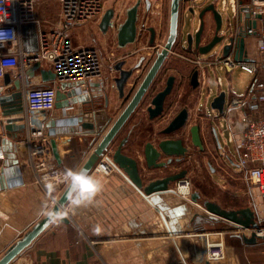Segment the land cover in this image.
Returning <instances> with one entry per match:
<instances>
[{"label": "crops", "instance_id": "1", "mask_svg": "<svg viewBox=\"0 0 264 264\" xmlns=\"http://www.w3.org/2000/svg\"><path fill=\"white\" fill-rule=\"evenodd\" d=\"M148 1L151 3L149 11L147 10ZM221 2L222 0H184L182 2L180 29L183 37L178 40L169 59L165 62V69L158 76L159 84L156 93L165 87L170 76L176 78L174 90L166 100V114L162 118L151 121L146 108L140 107L116 140L117 146L123 138L128 137L129 142L124 152L139 159L143 165L145 144L162 138L155 134V130L160 131L181 110L187 109L190 114L189 126L186 133L181 132L189 147L186 159L168 170L147 175L145 180L148 182L165 176L168 174L166 172L170 174L184 169L188 170V177L196 171L199 175V184L195 185L193 191L200 194L201 200L194 203L192 200L184 199L175 193L173 189L175 184L172 185L173 191L154 195L148 199L122 172L115 169L112 174L103 175L94 171L96 164L89 174L102 184V189L95 199L91 203L70 211L66 216L70 223H51L11 264H164L169 257L174 258L172 261L177 257V263L200 264L204 256L203 234L210 233V227L215 228L213 229L215 231L211 232H215L218 238L222 236L225 241L226 264H264L263 239H258V242L253 245L246 244L238 237V230L219 217L209 215L201 206L202 201L208 199L226 209L254 208L262 220L261 225L264 229V195L258 194L256 189L246 181L244 173L239 170V147L235 142L230 141L234 115L226 111L224 117L218 120V111L211 108L212 100L222 91L228 94L227 104L233 96L255 98L249 92L250 87L238 94L232 92L231 83L229 87H226L225 77L222 75L224 73L226 78H229L233 72L208 65L199 68L193 62L196 57L211 60L216 57L221 58V55L214 53L203 57L195 51L188 50L187 45V34L194 35L197 32L200 27L198 14L209 4L215 5L223 15L224 21L239 27L233 12L223 11ZM39 6L42 11V3ZM114 6H117L115 1L113 5L108 6V9ZM156 6L159 8L156 9ZM192 8H194L193 13L190 12ZM170 10L171 0H156V3L152 0H142L139 10L138 41L126 48H119L116 38V43L112 44L115 45L119 54L113 55L119 57L120 61L129 60V67L139 63L142 56L151 59L153 53H157L165 44ZM116 11H118L117 17L123 14L121 20L125 19L124 13ZM229 11L232 16L226 19L224 13L227 14ZM204 18L206 25L204 43H206L212 36L214 23L210 14ZM151 27L157 31L156 42L152 47L149 45L151 38L149 28ZM87 31L89 28L86 25L75 28L73 30L76 36L75 42L80 45L96 46L104 55H109L107 50L109 48L101 42L98 43V40L85 38L84 43L83 39H80V36ZM246 44L250 58L257 56L256 38L248 36ZM37 47L38 44L32 50ZM196 68L200 70V87L197 89L191 84L192 74ZM114 76L117 74L112 75V78L109 76V79L105 81L104 91H108L110 98L108 107H105L104 98L95 97L94 104L89 110L92 112L87 115L90 122L96 121L93 118L95 114L98 122L108 120L102 135L108 131L128 101L120 99L116 89L111 87L110 82ZM143 78L144 76L140 81ZM218 78L222 79L221 86ZM260 78L264 79V73ZM34 80L39 81V76L34 77ZM129 84L128 86L131 87V83ZM75 107V112L85 108L80 104ZM51 117L57 122L60 121L61 111H52ZM226 122L227 131L225 130ZM194 124L201 128L203 149L194 146L191 142L189 129ZM214 126L217 127L218 139L213 131ZM77 127L66 124L56 126L58 133L54 138L58 144L62 165H58L56 160L54 165L63 171L67 168L79 171L102 137H97L95 133H88L89 131L80 133ZM63 129L67 132L61 133L60 130ZM48 131H50L49 128ZM221 135L225 142H221ZM179 136L174 134L169 137L178 138ZM107 155L111 156V153ZM26 157L25 150L22 148V151L18 152L21 178L17 180L19 170L14 172L12 167H8L9 187L0 190V259L46 217L45 207H51L53 198H60L67 187V185L56 187L55 191L50 193L44 188L45 186L37 182L36 172L27 167ZM1 168L0 163V171ZM142 168L143 175L145 166L143 165ZM97 227L100 229L99 232L96 231ZM246 234L249 236V232Z\"/></svg>", "mask_w": 264, "mask_h": 264}, {"label": "built area", "instance_id": "2", "mask_svg": "<svg viewBox=\"0 0 264 264\" xmlns=\"http://www.w3.org/2000/svg\"><path fill=\"white\" fill-rule=\"evenodd\" d=\"M43 1L0 0V140L6 136L4 126L8 119H16L17 124H24L23 137L15 141L16 151L25 150L26 165L36 172L39 184L45 186L47 182H52L56 187H61L66 185L60 182L64 171L54 165L47 126L55 109L60 85L63 82L72 84L68 90H77L79 96L91 101L94 99L93 89L97 88L95 84L100 86L109 76L112 78L117 74L116 64L120 58L113 54L106 56L96 46L80 45L71 35L75 28L95 20L101 21L109 8V0H56L58 23L49 29L37 16V6ZM221 6L223 11L233 12L239 27L244 26L248 36L256 38L257 56L248 62L236 61L233 55L211 60L197 58L193 62L200 68L208 65L228 72L240 68L254 76L249 92L255 99L233 96L226 108L234 115L230 141L239 147V170L244 173L246 181L264 195V79L260 78L264 73V0H222ZM32 25L38 30V47L27 51L23 29ZM36 64L51 70L56 75L55 82L43 84L39 70L33 76H28ZM37 75L39 81L34 80ZM6 76L10 78L8 84L5 82ZM18 80L23 86L22 111L4 115L2 97L16 92L15 82ZM218 83L222 85L221 78H218ZM74 106L70 104L68 109ZM4 153L0 146L1 164L5 159ZM94 171L103 175L112 174L115 166L111 156L107 153L103 155ZM20 172L19 169L17 180L21 178ZM173 189L184 199L192 200L194 191L188 177L176 182ZM58 200V197H54L51 206L57 204ZM238 232L239 235L246 232H249V236L251 234V230ZM259 234H264V229ZM203 240L204 256L200 264L206 261L226 264V244L222 236L218 238L216 233L215 237L203 234Z\"/></svg>", "mask_w": 264, "mask_h": 264}, {"label": "water", "instance_id": "3", "mask_svg": "<svg viewBox=\"0 0 264 264\" xmlns=\"http://www.w3.org/2000/svg\"><path fill=\"white\" fill-rule=\"evenodd\" d=\"M183 1L184 0H171L170 22L165 44L163 48L157 52L152 66L135 89H133V87H129L128 85H130V81L136 77L135 71L140 68L144 57H142L140 64L132 67H127V61H120L116 64L117 76H114L110 82L111 87L116 89L120 99H128V101L120 115L116 118L104 135H102V132L104 131V128H106L108 120L106 119V121L98 122L96 114L94 115L95 117H93L96 121L90 122L87 118L89 117L87 115L92 112L89 110L92 108L94 103L85 100L82 96H79V92L77 90H68V88L72 87V84L66 82L61 83L60 89L57 92L55 109L56 111H61L62 118L58 122L51 119L47 125L50 129V131H48L50 136V146L54 159L58 165H62V159L54 136L58 133L56 126L66 124L69 126H78L77 131L80 133L83 131H89L88 133H95L96 136H102L98 146L80 169H87L89 174L103 155L111 153V159L115 169L126 175L129 181L148 199L154 195L165 194L173 191L172 185L187 177L188 171L184 169L170 174L169 172H166L168 174L165 176L149 180L148 182L145 180L147 175H154L157 171L168 170L175 164H180L188 155L189 147L186 145L183 134H181V132L186 133L185 131L189 126L190 114L187 109L181 110L158 134V137L162 138L155 141H149L145 144L143 149V165L145 166L143 175L142 162L124 152V148L128 144L129 138H123L116 146V140L119 135L125 129L131 117L141 107L146 94L156 81L161 68L169 59L171 52L178 43V40L183 37V32L180 29V13ZM141 3L142 0H138L134 6L125 12V19L117 31L119 48H126L127 46L136 43L139 39L138 22ZM149 7L150 2L148 1L147 8L149 9ZM190 12L193 13L194 8H192ZM209 14L211 15L214 23V30L211 38L204 43V38L206 36L204 17ZM115 15L116 11L113 8L106 10L103 15L99 23V28L104 34H107V32L115 25V19L117 17V15ZM198 15L200 19L199 29L194 35L191 33L187 34L188 50L195 51L198 55L203 57L217 53L222 57L233 55L236 61H252L247 50L246 38L248 35L245 33L244 26L236 27L233 23L224 21L223 15L217 10L214 4H209L208 6L202 8ZM29 27H25L23 29V33H25ZM149 32L151 33L149 45L154 46L157 31L155 28L151 27L149 28ZM27 51H30V49L27 48ZM36 70H39L43 84L48 85L55 82L56 75L51 70L42 67L41 64H36V66L28 72V76H33ZM199 79L200 70L195 69L191 78L193 88L197 89L200 87ZM5 82L6 84L10 82L9 76H6ZM175 82V77L170 76L166 81L165 87L153 96L151 104L146 108V112L151 121L162 118L166 114V100L172 94ZM101 86L105 87L106 83L102 82L100 86L99 84H95V87L97 88L93 89L92 94L94 98H104L105 107H108L110 101L109 93L108 91H104ZM22 87V82L18 80L15 82L16 92L2 97L4 115L17 114L22 111ZM12 100H14L13 103H11ZM227 101L228 94L226 91H222L215 96L211 102V108L218 111V120L224 117L227 111ZM70 104H80L86 109L83 108L78 110V112H75V106L72 109H68ZM70 115L72 117H69ZM17 123L18 120L10 118L4 126L6 136L1 139V146L5 152V159L2 162V168L0 171V190L9 187L7 182L9 170H6L7 167H13L14 172H18L17 170L20 169V160L18 158V152L16 151L15 141L23 137L25 126L24 124ZM213 131L218 139L216 126L213 127ZM60 132L65 133L67 130L64 131L63 129L60 130ZM174 134H179L180 136L178 138L169 137ZM189 134L192 144L203 149L200 126L197 124L191 126ZM256 191L258 194H261L258 190ZM67 195L68 192L66 187L57 204H66ZM200 200V194L193 193L192 201L194 203H198ZM201 206L209 215L219 217L222 221L228 223L234 229H238L240 231L251 230L250 236H247L246 234L238 235V237L246 244L253 245L258 242V239L264 240V234H259L263 231L261 225L262 220L259 218V214L254 208L246 207L240 209H226L218 203L208 199L203 200ZM60 222L70 223V220L67 217H64ZM50 225L51 223L47 217L37 223L22 240L6 252V254L0 259V264H11ZM173 259V257H169L164 264H182L177 263V257H175L174 261H172ZM205 264L210 263L206 261Z\"/></svg>", "mask_w": 264, "mask_h": 264}, {"label": "rangeland", "instance_id": "4", "mask_svg": "<svg viewBox=\"0 0 264 264\" xmlns=\"http://www.w3.org/2000/svg\"><path fill=\"white\" fill-rule=\"evenodd\" d=\"M114 1H115V4H117V6H114V9L119 10L120 12H122L124 14H125L126 10H128L129 8L134 6L137 2V0H109V3H107V6L113 5ZM152 2L156 3V0L155 1L152 0ZM39 4H41V3H39ZM39 4L37 6V16L41 20L43 26L46 27L47 29L54 27V25H56L58 23L57 12L59 11V7H58L57 1L56 0H45V1H43L42 2V6H43L42 11L40 10ZM231 14L232 13L230 11L227 14L224 13V17L227 19L228 16L229 17L232 16ZM122 17H123V14L121 16L119 15L115 19V25L107 32V34H104L100 30V28H99L100 20H95V21L90 22L89 24L86 25L89 28V31H87L86 34L81 35L80 39H83L82 40L83 42L85 41L84 40L85 38H88L90 40H98V43L101 42V44H103L105 47L109 48V49H107L109 54H111V55L115 54V56H118L119 53H118V51H116L115 45H113V44L116 43L118 28L121 26V24L124 21V19L121 20ZM188 27H190V23H188ZM28 30L29 31H26L25 33H23V41H24L25 49L27 50V48H29L31 51V48H33L37 45L38 30L36 29L35 25L30 26L28 28ZM71 35H72V38L75 39L76 36H74L73 31H72ZM102 40H104V41H102ZM112 47H113V49H112ZM101 50L103 51L102 48H101ZM222 76L225 77L224 82H225L226 87H229V85L231 83L232 92H234L236 94H238V92H240V91H246L251 86L253 78H254L253 75L242 71L240 68L235 69L233 71V73L230 74L229 78H226L224 73ZM111 116L112 115L110 113L109 117L111 118ZM225 127H226L225 130L227 131L228 130L227 122L225 123ZM97 137H100V136H97ZM221 142H225L222 135H221ZM188 178L191 180L193 188L195 187V185L199 184L198 183L199 175H198V173H196V171L194 173H192L191 175H189ZM209 229H210V231H209L210 233H208V234H211L215 237V232H211V231H215V230H213L215 228L210 227Z\"/></svg>", "mask_w": 264, "mask_h": 264}, {"label": "clouds", "instance_id": "5", "mask_svg": "<svg viewBox=\"0 0 264 264\" xmlns=\"http://www.w3.org/2000/svg\"><path fill=\"white\" fill-rule=\"evenodd\" d=\"M60 182L67 185L66 204H55L44 209V215L53 224L60 222L70 211L91 203L102 189L100 181L89 175L87 169L78 171L67 168L62 173ZM45 187L52 193L55 191L56 185L52 182H47ZM99 230V227H97L96 231L99 232Z\"/></svg>", "mask_w": 264, "mask_h": 264}, {"label": "flooded vegetation", "instance_id": "6", "mask_svg": "<svg viewBox=\"0 0 264 264\" xmlns=\"http://www.w3.org/2000/svg\"><path fill=\"white\" fill-rule=\"evenodd\" d=\"M151 9V3H150V7H149V9L147 8V10L149 11ZM135 44V43H134ZM152 47V46H151ZM160 51V50H159ZM158 52V51H157ZM156 55H157V53L155 52V53H153V56L151 57V59L149 58V57H145V56H142V57H144V60L141 62V60H140V62H141V66H140V68L139 69H137L135 72H136V75H137V78H135L134 77V79L131 81V87H133V89H135L139 84H140V82L142 81H140V79L142 78V76H145L146 75V73L149 71V69H150V67L152 66V64H153V62H154V60H155V58H156ZM127 59V58H126ZM142 59V58H141ZM196 59H197V57H196ZM124 61H129V60H124ZM140 62L139 63H137V64H140ZM129 63V62H128ZM136 64V65H137ZM134 66V65H133ZM127 67H129V65L127 64ZM130 67H132V66H130ZM200 68V67H199ZM199 68H196V69H199ZM165 69V63H164V65H163V67L161 68V70H160V73L163 71ZM159 73V74H160ZM139 75V76H138ZM159 76V75H158ZM176 79V78H175ZM176 83V82H175ZM158 84H159V80H158V77L156 78V81L154 82V84L152 85V87H151V89L148 91V93L146 94V96H145V98H144V100H143V102H142V104H141V107L142 108H147L150 104H151V100H152V98H153V96H154V94L156 93V90H157V87H158ZM128 100V99H127ZM91 102L92 103H94V99L93 100H91ZM54 111H56V109H54ZM53 111V112H54ZM167 126V125H166ZM165 126V127H166ZM164 127V128H165ZM164 128H162V129H160V131L159 130H155V134H159ZM159 131V132H158ZM204 145V144H203ZM187 157V156H186ZM186 159V158H185ZM184 159V160H185ZM183 160V161H184ZM182 161V162H183ZM181 162V163H182ZM187 170V169H186ZM188 171V170H187Z\"/></svg>", "mask_w": 264, "mask_h": 264}, {"label": "bare ground", "instance_id": "7", "mask_svg": "<svg viewBox=\"0 0 264 264\" xmlns=\"http://www.w3.org/2000/svg\"><path fill=\"white\" fill-rule=\"evenodd\" d=\"M191 201V200H190Z\"/></svg>", "mask_w": 264, "mask_h": 264}]
</instances>
